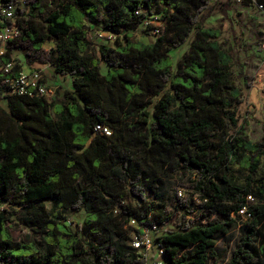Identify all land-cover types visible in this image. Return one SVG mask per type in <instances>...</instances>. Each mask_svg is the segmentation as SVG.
I'll list each match as a JSON object with an SVG mask.
<instances>
[{"label":"trees","instance_id":"trees-1","mask_svg":"<svg viewBox=\"0 0 264 264\" xmlns=\"http://www.w3.org/2000/svg\"><path fill=\"white\" fill-rule=\"evenodd\" d=\"M217 1L26 0L3 61L18 52L29 70L49 66L71 83L46 101L9 95L0 76V264H143L129 245V223L147 228L170 219L173 212L154 208L147 195L176 175L193 180L185 198L173 190L180 218L159 237L166 263L208 264L217 236L245 208L250 219L225 264H260L264 184L255 186L254 177L264 134L255 144L238 138L244 97L220 30L204 26ZM153 15L161 33L149 44L134 41L131 32ZM98 30L115 35L111 46L93 41ZM189 40L173 69L170 52ZM96 125L110 136L94 133ZM232 165L247 171L241 185ZM6 207L19 208L30 234L13 240ZM68 211L85 215L76 231ZM195 211L218 219L195 223Z\"/></svg>","mask_w":264,"mask_h":264},{"label":"rangeland","instance_id":"rangeland-1","mask_svg":"<svg viewBox=\"0 0 264 264\" xmlns=\"http://www.w3.org/2000/svg\"><path fill=\"white\" fill-rule=\"evenodd\" d=\"M254 1L264 5V0ZM212 7L213 10L205 20L204 26L220 30L221 35L218 42L221 48L232 59L231 72L233 81L235 86L241 90L244 97V102L239 107L241 119L238 138L255 144L261 141L264 134V17L256 11L252 0H218L216 4H212ZM152 27H159V24L153 23ZM160 30L162 31L163 28L160 27ZM123 35L124 32H121L118 40L121 41ZM131 36L134 41H142L148 44L152 43L156 38V36H153L142 27H138L135 31L131 32ZM91 37L96 43L111 46L110 42L106 44L105 38L99 40L93 33H91ZM190 40L170 52L173 69L176 68L177 62L182 58L183 54L188 51ZM52 47L53 43L50 41H47L44 45V49L46 50ZM12 57L14 63L25 68L23 57L18 52H15ZM38 69L42 72L47 87L53 91L70 88L71 78L69 76H56L49 66H43ZM106 70V64L102 63L101 73L105 74ZM0 105L5 108L4 100H0ZM231 170L233 179L237 184L241 185L247 176V171L241 170L237 165H232ZM192 180L193 177L191 178L188 175H176L160 186L156 196L148 194L147 197L154 205V208L163 206L168 212H175L173 210V190H180L187 196L190 192V181ZM254 184L255 186H262L264 184V159L261 160L259 170L254 177ZM195 203L197 204L198 202L196 201ZM252 205L261 207L262 204L259 199H254ZM45 207L49 209L50 204L45 203ZM7 209L13 214V220L10 225L13 240L18 241L25 235L30 234L29 229L24 227L21 222L24 219V215L19 208L8 207ZM65 215L67 218L66 224L72 231H76L77 226L82 223L85 217L83 212L73 213L68 211ZM192 217L195 223L200 224L218 219L215 214L208 216L204 213L203 216L199 211H195ZM179 218L180 213L178 211L175 213V218L167 225L159 227V234L165 235V233L175 231ZM261 231L264 234L263 228ZM241 235L242 232L237 224L229 230L227 235H218L214 246L215 256L209 259L208 264H212L214 261L220 264L227 263ZM260 245L261 242L256 240L255 246L258 247ZM259 262L260 264H264V256L260 257Z\"/></svg>","mask_w":264,"mask_h":264},{"label":"built area","instance_id":"built-area-1","mask_svg":"<svg viewBox=\"0 0 264 264\" xmlns=\"http://www.w3.org/2000/svg\"><path fill=\"white\" fill-rule=\"evenodd\" d=\"M26 0H15L9 3H0V76L2 82L8 87V94L15 96H25L30 98H41L46 101H50L54 96L55 91L47 87L45 84L42 72L39 69L29 70L28 68H20L15 71V65L13 59L7 63L3 61L6 45L9 41L17 38L20 27L18 19L20 17V11L26 7ZM252 3L256 11L264 17V5L252 0ZM153 23L159 24V27H152ZM142 28L149 31L153 36H157L160 32L162 23L159 21L156 15L148 16L142 23ZM94 36L97 39L105 38V42L113 44L115 41V35L104 32L94 31ZM94 133L109 137L111 130L103 125H96L94 127ZM177 196L185 198L186 195L180 190L177 191ZM194 200L199 202L198 197L200 194L196 193L193 195ZM249 203L253 202L251 196L247 197ZM175 213L168 221L163 225H167L172 219L175 218ZM232 217L237 219V226L241 228L250 219V214L245 208L240 210L236 215ZM129 225L132 227L133 232L130 236L129 245L136 251L137 259L143 261V264H167L165 260V252L160 244L159 227L158 225H152L147 228H138L134 221H130ZM162 225V226H163Z\"/></svg>","mask_w":264,"mask_h":264}]
</instances>
